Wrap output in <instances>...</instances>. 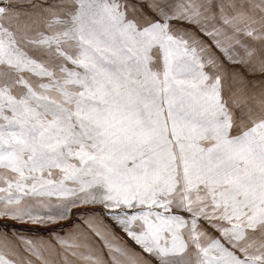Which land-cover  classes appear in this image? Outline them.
Returning a JSON list of instances; mask_svg holds the SVG:
<instances>
[{"label": "snow or ice", "instance_id": "snow-or-ice-1", "mask_svg": "<svg viewBox=\"0 0 264 264\" xmlns=\"http://www.w3.org/2000/svg\"><path fill=\"white\" fill-rule=\"evenodd\" d=\"M0 264H264V0H0Z\"/></svg>", "mask_w": 264, "mask_h": 264}]
</instances>
